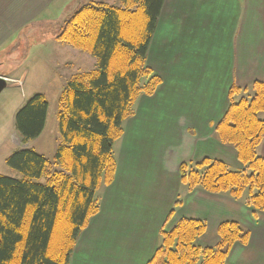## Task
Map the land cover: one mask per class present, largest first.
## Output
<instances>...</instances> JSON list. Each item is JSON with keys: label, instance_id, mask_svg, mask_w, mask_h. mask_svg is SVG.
<instances>
[{"label": "trees", "instance_id": "1", "mask_svg": "<svg viewBox=\"0 0 264 264\" xmlns=\"http://www.w3.org/2000/svg\"><path fill=\"white\" fill-rule=\"evenodd\" d=\"M121 6L93 1L73 12L57 39L97 60L92 73L75 76L62 92L58 115L62 143L50 163L33 149L11 155L8 166L24 179L0 175V264H70L77 241L100 211L98 191L112 184L116 142L134 115L142 95L151 96L161 79L147 65V55L165 0H119ZM251 96L235 100L240 93ZM230 106L215 126L222 144L238 153L243 170L205 159L180 166L187 192L202 189L224 194L264 212V83L233 87ZM49 104L37 94L15 114L23 144L44 132ZM45 179V184L38 180ZM183 205L179 195L166 224ZM207 230L203 220L182 219L161 230L158 249L148 264H227L236 243L247 245L249 230L222 223L219 243L197 244Z\"/></svg>", "mask_w": 264, "mask_h": 264}, {"label": "crops", "instance_id": "2", "mask_svg": "<svg viewBox=\"0 0 264 264\" xmlns=\"http://www.w3.org/2000/svg\"><path fill=\"white\" fill-rule=\"evenodd\" d=\"M77 1L0 0V45L41 13ZM85 1L93 0L77 8ZM147 65L161 84L138 99L125 122L114 180L103 188L100 211L81 233L70 264H148L163 227L171 231L184 218L207 223L201 247L219 243L222 223L240 224L250 240L233 246L227 264H264V212L228 195L187 192L180 176L183 163L205 159L244 169L236 149L217 140L215 126L233 87L264 83V0H165ZM259 154L264 158V141ZM179 195L183 205L166 224Z\"/></svg>", "mask_w": 264, "mask_h": 264}, {"label": "rangeland", "instance_id": "3", "mask_svg": "<svg viewBox=\"0 0 264 264\" xmlns=\"http://www.w3.org/2000/svg\"><path fill=\"white\" fill-rule=\"evenodd\" d=\"M81 1L84 0L70 4L66 9L62 6L48 9L23 29L15 30L0 45V71L12 80L0 94V175L24 179L21 173L8 166L7 160L24 147L14 129L15 114L37 94L46 98L49 110L44 132L36 141H31L29 149L35 150L50 163L55 160L57 148L62 143L58 120L62 92L75 76L97 69L94 57L73 50L67 44L64 46L57 39L64 21L78 10ZM93 1L121 6L119 0ZM249 93L245 96L248 97ZM259 117L264 120V112ZM123 138L124 135L114 146L116 159V151L122 146ZM38 183L45 184V179L38 180ZM102 190L103 187L98 192V199Z\"/></svg>", "mask_w": 264, "mask_h": 264}, {"label": "water", "instance_id": "4", "mask_svg": "<svg viewBox=\"0 0 264 264\" xmlns=\"http://www.w3.org/2000/svg\"><path fill=\"white\" fill-rule=\"evenodd\" d=\"M11 81L9 78L0 75V94L8 87Z\"/></svg>", "mask_w": 264, "mask_h": 264}]
</instances>
